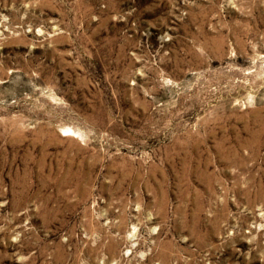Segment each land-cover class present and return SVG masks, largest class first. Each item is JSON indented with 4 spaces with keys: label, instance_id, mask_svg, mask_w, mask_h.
<instances>
[{
    "label": "rangeland",
    "instance_id": "obj_1",
    "mask_svg": "<svg viewBox=\"0 0 264 264\" xmlns=\"http://www.w3.org/2000/svg\"><path fill=\"white\" fill-rule=\"evenodd\" d=\"M0 264H264V0H0Z\"/></svg>",
    "mask_w": 264,
    "mask_h": 264
}]
</instances>
